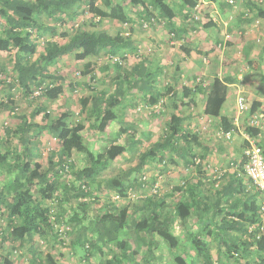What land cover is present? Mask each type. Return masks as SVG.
<instances>
[{"label":"trees","instance_id":"1","mask_svg":"<svg viewBox=\"0 0 264 264\" xmlns=\"http://www.w3.org/2000/svg\"><path fill=\"white\" fill-rule=\"evenodd\" d=\"M178 1L183 6L179 9L180 14L188 19L195 10L196 15L200 0H0V51H14V75L12 82L7 84L9 89L18 87L26 98H33L34 91L41 89L42 98L56 101L63 94L61 85L66 78L55 70V66L64 57L73 55L77 62H85L82 76H88L86 81L92 84L98 78L97 61L107 55L108 64L103 66L102 72H116L113 79L116 89L110 93L83 81V85L92 91V96L80 99V113L91 114L95 129L105 133L118 120L116 109L127 92L138 89L146 94L160 87L163 68L153 66L154 63L147 58L151 54L145 56L135 45L132 34L135 28L131 25H139L143 30L159 24L166 25L170 28L171 37L176 36L173 21L179 16L174 8ZM225 3L233 6L227 1ZM249 6L251 8L244 12L245 18L250 19L253 15V18L264 19V8L260 3ZM133 11L137 15L135 18L132 17ZM84 13L98 24L110 21L133 29L126 36L122 32L111 35L105 31L74 29L72 34H63L67 39L64 43L48 40L44 49L38 51L39 37H55L58 35V24L65 20L77 21ZM195 17H192L193 20L199 23ZM211 26L214 25L207 24L206 27ZM232 37L225 32L218 43L224 52L232 44ZM219 47L216 50L221 53ZM181 49L185 56L190 55L188 49ZM205 60L209 65L210 58ZM232 83V78L214 77L210 83L200 82L194 88L182 86L177 90L169 83L167 92H163L164 89L161 92L174 101L182 96L188 99V104L194 102L192 95H203L206 99L204 113L218 118L227 100L228 85ZM3 84L0 81V85ZM69 86L74 88L73 83ZM161 95L156 97V102ZM46 104H37L29 117L20 115L22 124L15 131L6 130L8 137L17 139L15 148L7 145L6 141L0 142V210H6L9 218L7 230L5 228L1 233L5 242L14 241L20 246L26 242L33 244L36 236L53 233L55 223H62L65 219L72 225L70 246L81 251L83 257L99 255L102 259L104 248L109 245L121 253L106 260L105 264H124L125 260L133 259L136 251L132 244L136 241L122 237V233L130 228L137 240L145 243L148 256L143 258V264H156L163 259L155 253L158 243H164L170 252L175 251L171 255L173 262L166 260L164 264H215L209 244L213 239L218 241L219 264H224L223 257L237 264H264V213L261 209L264 197L245 174V154H241L239 161L235 159L232 162V166L237 167L232 174L217 180L206 177L209 175L206 169H202L201 163L206 153L200 158L195 154L194 146H202V143L193 138L195 134L186 125L189 116L180 112L178 104L175 107L178 112L171 116L164 134L150 149L140 153L139 164L134 168L138 176L132 179L127 173L106 181L100 180L102 173L119 157L129 151L134 152L142 144V140L129 134L131 125L118 132L116 139L102 152L95 153L86 145L85 124L72 122L73 105L65 102L62 112L51 116ZM4 106V103L0 104V107ZM249 107L251 116L258 112L260 104L250 102ZM37 117H41V122L36 120ZM232 129L234 125L224 127L225 131ZM245 131L251 136L258 135L256 130L248 127ZM45 133L59 141L60 149L52 154L47 169L36 171V159L40 156L37 153L38 139ZM123 135L128 138L126 144L118 143ZM74 153L88 158L90 165L84 168L75 166L71 161ZM168 153L180 159L187 169L195 166L199 170L186 186L175 187L169 192V196L180 193L182 196L178 200L169 206L158 194H152L141 198L132 210L130 207L121 209L114 206V212H104L93 218L87 216L85 212L90 204L85 198L93 195L92 188L96 183H106L107 190L121 196H125L130 188L140 190L149 182L154 185V180L142 181V170L154 161L165 167V154ZM54 155L59 156L56 164L53 162ZM198 158L200 162L197 163ZM66 165L71 169L73 179L66 178L69 171ZM54 202L60 209L54 215L55 223L51 217V203ZM64 205L69 208L65 209ZM184 243L195 252L194 256L177 253ZM223 245L226 250H223ZM38 255L39 252L34 250L33 256ZM47 259L50 264H55L49 255ZM5 261L11 264L9 258L5 257Z\"/></svg>","mask_w":264,"mask_h":264},{"label":"rangeland","instance_id":"2","mask_svg":"<svg viewBox=\"0 0 264 264\" xmlns=\"http://www.w3.org/2000/svg\"><path fill=\"white\" fill-rule=\"evenodd\" d=\"M221 1L224 2L225 0ZM242 2L243 0H235V4L232 6V8H236L237 6L239 7ZM181 7L183 6L180 1L174 4V8L177 10L180 18H182L184 15L182 13H179V9ZM83 8L85 9V6H83ZM82 10L80 12H82ZM134 11L132 13V17L135 18L137 15L136 13H134ZM206 14H208V10H206L205 8L203 10L202 7H198L196 9V15L195 10H193L192 13L189 14V16H196V21L199 20L200 22H209L207 21L208 16ZM89 17L90 15L84 13L79 16V19L77 21L65 20L61 24H58V35H56L55 37H52V35H44L42 37H39L38 51H42L44 49L45 44L48 40H55L59 43H64L67 39L63 37V34H72L74 32V29L78 30L84 28L87 30L105 31L110 33L111 35H116L117 33L122 32L124 36H126L127 33L131 31L130 29L135 28L132 34H136L137 30L141 36L145 37H147L148 33L151 32H164L165 34L166 32H168V28L166 27V25L161 24L156 25L153 28H147L146 30H143V28H140V26H137L136 24L131 25L132 27L134 26L133 28L117 23L114 24L110 21H104L98 24L96 23V20L95 22H93L89 19ZM200 17L202 19L204 18V21ZM217 20L219 21L218 18ZM50 22L52 23V21ZM171 38V40H173V38L177 39L176 36H173ZM171 46L173 45H169L168 48L172 49ZM216 47H219L218 44ZM139 48L140 51L145 54V56L155 53L154 50L151 49V46L146 45V43H143L142 45L140 43ZM219 48L221 52H224L222 47ZM209 50L210 47L208 48V52ZM206 56H208V53L206 54ZM107 59V55H104L99 58V61H97V71H99L98 78L95 79L91 84L86 81L88 80V76H82V72L84 71L83 65L85 64V62H77L73 55L64 57L60 61L59 65L55 66V70L61 73L66 78V82L61 85V87L63 88V94L56 101H48L42 98L43 96L40 95V93L38 94V89L34 91L33 98H26L23 95V92L18 87L13 88L12 90L9 89L7 84L12 82L14 75V51L8 53L0 51V81L5 83L3 85H0V104H5L4 107H0V142L6 141L8 142L7 145H10L12 148H15L17 146V139L8 137V135H6V130L9 129L15 131L19 127V125L22 124L19 116L27 115L29 117L37 104L46 102L48 113L51 114V116H56L57 114L62 112L65 102H69L70 105H73L71 107L73 110L72 122L75 124H85L84 136L86 145L91 151L95 153L102 152L106 146L110 145L111 141L116 139L118 132H123L125 128H128V126L131 125V127H129V129H131L129 130V134H131V136H134V138L137 140H142V144L139 145L134 152L129 151L123 157H119L109 168H107L102 173L100 180L106 181L117 176H124L127 173H130V178H136L138 175L134 168L137 164H139L140 153L150 149L152 145L159 139V137L164 134L171 116L178 112L175 109L177 103L173 99H171L170 96L166 95V93H162L161 97L159 98V102H156L153 101V99L148 100V98L143 100L141 99L143 96L141 92H133L134 94H132L127 101V106H119L116 109L118 120L116 122H113L105 133L99 132L93 126L94 121L91 114L80 113V99L92 96V91L83 86V81L91 84L92 87H96L98 89L106 88L111 91V89L108 88L110 86V78H113L116 75V72H102L103 66L105 64H108ZM170 61H172L173 63L170 64ZM190 63L191 68L196 64L194 59ZM183 65L185 64L181 61V57L179 56H169L167 58V62H165L163 71L161 72V76L159 78V86L162 90L164 89L163 92H167L169 83L172 84L174 80H178L179 78L180 80L181 78L183 80V82L181 81V83H179L180 80L177 81L178 86L180 84L179 88L183 86L184 82L186 84L188 83L189 85L193 84L192 88L197 86L196 84L200 82H202L203 84H208V82L204 80V76H200L199 80H197L198 78L194 79L195 81H192V77H189L192 76L191 73H189L185 77H182L179 72H183ZM2 69H5V71L1 72ZM70 83L74 84L73 89L70 88ZM175 86L177 85L175 84ZM233 92L234 89H230V92L228 93V97L230 100L222 110L225 112V114L228 115L234 106ZM196 96L200 97V94H196ZM190 108L191 106L189 104H185L184 106H182V110H185L187 112H180L182 114H189ZM40 119L41 117H37L36 120H39V122H41ZM186 125H188V128L191 130V132L196 135H194L193 138H196L195 140H199L202 143V146H194L195 154L200 158L204 153H206L205 159L201 162L203 167L202 169H206V172L209 175L206 177L211 176V179L217 180L219 178H223V176H225L226 174H230L232 172V169H236L232 166V162L235 159H238V161L240 160L241 154L244 151V146V149L248 148V145L244 143V140L237 130L232 135V139L228 140L223 135H220L221 129L224 130V127L226 126H222V124L221 126H219L215 124L212 119H205L203 113H199L195 118L189 119L186 122ZM127 139V136L124 135L119 138L118 143L126 144ZM38 140L37 153H39L40 156L36 159L37 164L35 168L36 171H43L44 169H47L49 167V162L52 154L59 151L60 143L56 138L47 133H45L43 137H40ZM206 149L207 151L205 152ZM241 149L243 150L242 152ZM243 153L245 154V152ZM199 158L197 160V163L200 162ZM58 160L59 156L54 155L53 162L56 164L58 163ZM165 160V167H163L159 161H154L153 163L146 164V166H144L142 170L141 176H146L147 180L149 181L154 180V185L153 182H149L146 183V185H144V187H142V189L140 190L130 188L128 189L125 196H121L114 191L107 190L106 183L104 182L96 183L92 188L93 195L85 198V201L90 204L89 210L85 212L88 214L87 216L89 218H93L104 212H114V206L121 209L130 207V210H132L135 205L140 203L141 198H147L152 194H158L160 196L159 198L163 199L166 202V205L170 206L172 202L178 200L182 195H180V193H176L174 196H169V192H171L175 187L177 188L179 186H186L192 179H194L198 175L199 170L195 166H191L189 169H187L180 159L171 156V154L169 153L165 154ZM71 161L78 168H84L85 166L90 165V161L88 160V158L78 153L73 154ZM70 172L71 169H69V171L67 172V179H73V176ZM156 186H158L157 192L154 191ZM64 206L65 209L69 208L68 205ZM51 208L52 221L55 223L54 215H57L58 210L60 211L58 203H56V205L55 202L53 204L51 203ZM136 218H139V216H137ZM8 220L9 218L7 216L6 210L1 208L0 264H6L4 257L5 253L3 252L4 248L6 249V257L8 256V254L10 255L12 253L15 259L18 258V261L20 262L19 264H24V262H29L30 260L35 259L46 261L47 255L57 257L58 264H70V260H75L74 264H105L106 260L113 259L114 256H120L121 254L118 250H116L114 246L109 245L104 248L102 259L99 255H94L89 258L83 257L81 251H76L70 246L72 238V235H70V231L72 225L65 219L62 223H55V231L53 233H50L47 236H36L33 244L31 242H26L24 245L22 244V246H20V243H16L14 241L12 242L10 240H6L5 242L1 233H4L3 231L5 230V228L7 230L9 225ZM122 237L127 239H134L136 241V244H132L134 250L136 251L132 256L133 259L125 260L124 264H143V258L145 256H148V253H146L147 249L145 243L139 242L137 240L138 237L133 234L131 228L124 231L122 233ZM209 244L210 249L213 253L215 264H219L217 262L218 241L213 239L210 240ZM222 248L223 250H226V247L224 245L222 246ZM34 250H36V252H39L40 254L36 258H34V256L32 255ZM72 252H74V255ZM174 252H170L164 243H158L155 253L158 255L157 257H162L163 259H159L156 264H164L166 263V260L170 263L173 262V258L171 255H174ZM177 253H183L185 255L190 254L192 256L195 255V252L191 251L187 243L182 244ZM69 256L72 258L70 259ZM73 257L75 259H73ZM222 260L224 261V264H237L234 261L227 260L224 257L222 258ZM253 260L257 261L256 258H254ZM115 264L119 263L116 262Z\"/></svg>","mask_w":264,"mask_h":264},{"label":"crops","instance_id":"3","mask_svg":"<svg viewBox=\"0 0 264 264\" xmlns=\"http://www.w3.org/2000/svg\"><path fill=\"white\" fill-rule=\"evenodd\" d=\"M260 1L262 0H246L245 3L248 2L247 5H244L245 3L242 2L239 7L237 6L236 8H232L227 3H225V1L201 0V4L199 3L200 5L198 7H202L203 10L204 8L208 10V14L206 15L208 16L207 21L209 22L198 21L199 23H197L193 21L192 17H189L187 19V17L183 15V17L180 18L179 15L173 21L174 28L177 31V39L173 38V40H171L172 38L171 36H169L171 35L169 32L170 28L168 29V32H166V34L164 32H151L148 33L147 37H145L141 36L137 30L136 34H133L134 41L136 42L135 45L139 46L140 43L141 45L143 43H146V45H150L151 49L154 50L155 53L147 57L151 60L152 63H154L153 66L157 67L159 65L158 67L163 68L169 56H179L181 57V61L185 64L182 68L183 72H179L182 77H185L186 75L191 73L192 76L189 77H192V81H195L194 79L197 78V80H199L200 76H204V80H206L208 83H210L211 79L214 77H219L222 79H224L225 77H229L234 80V83L228 85V93L230 92V89H234V106L231 109L229 115L225 114V112L222 111L221 115L218 118H211L207 116L204 113L206 105L205 97H203V95H200V97L192 95L191 99H193L194 102L193 104H189L191 106L189 114L185 113L183 114L184 116H189V119H192L195 118L199 113H203L205 119H212L214 123L219 126H221L222 124V126L234 125V127H236L234 118L237 114L236 102L239 94H241L246 99L248 105L250 104V102H258L260 104V108L258 112H256V114H259L260 112L264 114V19L259 17L253 18V15H251L250 19L244 17V12L247 9L251 8L249 4L260 3ZM261 6L262 8H264V3H262ZM217 18L219 19V21L217 20ZM202 20L204 21V18ZM206 23L212 24L214 26L206 27ZM225 32H228L233 36L232 44H230L229 48L226 50L227 52L225 51L223 53H220L216 50V46L220 42ZM169 45H173L171 46L172 49L168 48ZM180 47L188 49V51H190V55L185 56L184 50L182 52V49H180ZM209 47L210 50L208 52ZM207 53L208 56H206ZM206 57L210 58L209 65L206 64V62H208L207 60H205L204 62V59ZM193 59L196 64L191 68L190 62H192ZM169 63L172 64L173 62L170 61ZM110 79V86L108 88H110L111 91H109L108 89L107 90L112 93L116 89V83L113 82L114 77H111ZM179 80L180 78L178 80H174L171 84L177 90L180 89V84L179 86H175V84L178 85L177 81ZM181 81L183 82L182 78L179 83H181ZM192 85L193 84H186L185 82L183 84V86L186 87H192ZM157 88L159 90L153 88L146 94L139 91L138 89L127 92L122 98L123 102L120 106H127L129 97L132 94L139 92L143 94L141 99L144 100L148 98V100L153 99V101H156V97L162 94L161 87L157 86ZM229 100L230 99L227 95V100L224 106L229 102ZM187 101L188 99H183L182 96H178L175 101L180 106L179 108L182 112H187L185 110H182V106L188 104ZM197 108L200 110H198ZM249 112L240 116L238 124L239 126L238 128L236 127V130L238 131V133H240L246 145H248V141L246 139L247 135L245 130L247 128V123L250 117ZM262 134H264V132ZM261 143L264 144V139L261 140ZM244 147V151L241 149V152H245L246 149H244ZM235 171V169H232V172L230 174ZM3 252L5 253L4 257H6L5 248ZM72 253L74 255V252ZM6 258H9L11 264L20 263L18 261V258L15 259L12 253L10 255L8 254ZM71 258L72 257H70V259ZM50 259L55 264H58L57 257L50 256ZM73 259L75 258L73 257ZM40 261L41 260L35 259L30 260L29 262H24V264H50L49 260L47 262L43 260L44 262L42 261V263ZM69 263L74 264L75 260H70Z\"/></svg>","mask_w":264,"mask_h":264},{"label":"built area","instance_id":"4","mask_svg":"<svg viewBox=\"0 0 264 264\" xmlns=\"http://www.w3.org/2000/svg\"><path fill=\"white\" fill-rule=\"evenodd\" d=\"M229 4L234 5L235 0H225ZM264 3V0L260 1V4ZM229 36H227L228 38ZM41 94V89L38 91V94ZM237 114L234 118L235 126L238 128L240 116L248 113L250 107L246 102V99L239 94L237 97ZM236 127L231 131H220V135H223L226 139L231 140L232 135L236 132ZM247 127L258 132L257 136H251L246 132V139L248 141V148L245 150L246 162L244 164V171L247 177L251 180L252 186H254L261 195L264 197V144L261 143V140L264 139V114L255 113L249 117ZM66 170H69V166L66 165ZM147 177L143 176L142 181H146ZM155 192L158 191V186H156ZM261 209L264 213V200L261 205Z\"/></svg>","mask_w":264,"mask_h":264}]
</instances>
